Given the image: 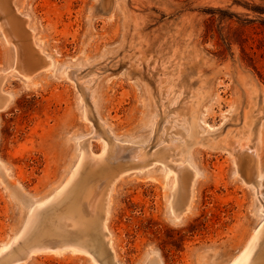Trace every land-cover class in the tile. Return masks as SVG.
<instances>
[{
	"label": "rangeland",
	"instance_id": "obj_1",
	"mask_svg": "<svg viewBox=\"0 0 264 264\" xmlns=\"http://www.w3.org/2000/svg\"><path fill=\"white\" fill-rule=\"evenodd\" d=\"M1 4L0 264H264V0Z\"/></svg>",
	"mask_w": 264,
	"mask_h": 264
},
{
	"label": "bare ground",
	"instance_id": "obj_2",
	"mask_svg": "<svg viewBox=\"0 0 264 264\" xmlns=\"http://www.w3.org/2000/svg\"><path fill=\"white\" fill-rule=\"evenodd\" d=\"M2 1H5V0H2ZM2 1H0L1 3H2ZM0 3V6L2 7V6H4L5 4H1ZM4 9H6V8H4ZM12 33V32H11ZM10 33V34H11ZM32 61V60H31ZM31 70V69H30ZM119 146V145H118ZM116 147V146H115ZM121 147H123V146H121ZM124 148V149H123ZM121 150H123V151H125V148L126 147H123ZM131 148V147H130ZM113 151H114V149H112ZM134 150V152H136L135 151V149H133ZM112 151V152H113ZM132 151V150H131ZM108 152V151H107ZM133 152V153H134ZM252 153H254V152H252ZM131 154V153H130ZM115 155V154H114ZM259 155V154H258ZM103 156V155H102ZM108 156V155H107ZM139 156V155H138ZM150 156V155H149ZM153 156H157V155H153ZM133 157H134V155H133ZM132 157V158H133ZM151 157V156H150ZM260 157V156H259ZM107 158V157H106ZM115 158V157H114ZM137 158V157H136ZM136 158H133V159H136ZM139 158H141V157H139ZM145 158V157H144ZM255 159V158H254ZM90 160V159H89ZM93 159L91 158V162H94V161H92ZM102 160V159H101ZM105 160H107V159H105ZM109 160V159H108ZM107 160V161H108ZM111 160H113V159H111ZM132 160V159H131ZM260 160V159H259ZM100 161H98V163H99ZM102 162V161H101ZM100 162V163H101ZM138 163V162H137ZM144 163V162H143ZM255 163H257V161L255 162ZM259 163V162H258ZM87 164H89V163H87ZM102 164V163H101ZM106 164H107V162H106ZM94 165V164H93ZM177 165V164H176ZM256 165H260V164H256ZM256 165H255V167H256ZM148 166V164H146L145 165V167H147ZM104 167V166H103ZM180 167V166H179ZM97 168V167H96ZM258 168H259V166H258ZM180 169V168H179ZM260 169V168H259ZM178 171V170H177ZM184 171V170H183ZM181 174H183V173H181ZM189 173L187 172V175H188ZM192 174V173H191ZM180 175V174H179ZM181 177H185V176H181ZM187 179V178H186ZM192 179V178H191ZM197 179V178H196ZM182 181V180H181ZM183 181H185L186 182V180H183ZM187 181H188V179H187ZM192 181H193V179L190 181L191 183H192ZM83 182V181H82ZM195 182V181H194ZM81 184V183H80ZM186 184V183H185ZM85 185V184H84ZM184 185V184H183ZM186 186V185H185ZM188 186V185H187ZM84 187H86V186H84ZM190 187V186H189ZM192 187V186H191ZM188 189V188H187ZM189 189H191V188H189ZM189 191V190H188ZM187 191V192H188ZM85 192V191H84ZM86 193V192H85ZM91 194H92V192H90ZM85 195H88L89 196V194H85ZM102 198V197H101ZM101 198L99 199V197H98V199L99 200H101ZM91 199H93V198H91ZM96 198H94V200H95ZM57 200V199H56ZM72 200V199H71ZM74 200V199H73ZM76 200V199H75ZM90 201V200H89ZM96 201H97V199H96ZM76 202H77V200H76ZM93 202V201H92ZM73 205V204H72ZM71 205V206H72ZM99 205V204H98ZM188 207V206H187ZM70 208V207H69ZM73 208H75V206L73 205ZM82 208V207H81ZM187 209V208H186ZM76 210V209H75ZM92 210V209H91ZM95 210H97V208L95 209ZM77 211V210H76ZM92 211H94V210H92ZM99 211V210H98ZM68 213V212H67ZM76 213V212H75ZM65 214V213H64ZM72 214V213H71ZM79 214V213H78ZM66 215V217H67V214H65ZM74 215H76V214H74ZM84 215V214H83ZM69 216V215H68ZM76 216H79V215H76ZM90 216V215H89ZM93 216V215H92ZM64 218V217H63ZM68 219H69V217H67ZM77 218V217H76ZM80 219V218H79ZM83 219H84V217H83ZM95 219V218H94ZM65 220V219H64ZM96 220L97 219H95V220H93V224H91V225H95L96 224ZM82 221H84V220H81V222ZM94 221H95V223H94ZM67 222V221H66ZM69 222V221H68ZM67 222V223H68ZM76 222V221H75ZM81 222H80V224H81ZM86 222H87V220H86ZM85 222V223H86ZM88 223H90V222H88ZM106 225V224H105ZM62 226V225H61ZM89 226V225H88ZM69 227V226H68ZM68 227H66V228H68ZM93 227V226H92ZM63 228V227H62ZM75 228V227H74ZM73 228V229H74ZM72 229V228H71ZM83 229V228H82ZM84 229H86L85 227H84ZM70 230V229H69ZM69 230H66V231H69ZM73 231V230H72ZM79 231V230H78ZM64 232V231H63ZM50 235V234H49ZM52 235V234H51ZM19 239H21V238H19ZM38 240V239H37ZM17 242V241H16ZM36 242V241H35ZM39 242V241H38ZM45 242V241H44ZM16 243H13V244H11V245H9V246H7L6 248H3L1 251H0V256H1V254L2 253H5V252H7L13 245H15ZM35 244V243H34ZM74 244H75V242H74ZM61 245V244H60ZM63 245V244H62ZM66 245V244H65ZM78 245V244H77ZM48 247V246H47ZM61 247V246H60ZM104 247V246H103ZM62 248V247H61ZM63 248H65V247H63ZM72 250L73 252H75V253H77V252H80V250L79 249H77V248H65V249H62V250H56V251H52V252H61V251H65V250ZM80 249H81V247H80ZM35 250V249H34ZM36 251V250H35ZM38 252V251H37ZM43 252V251H42ZM82 252V251H81ZM19 253V252H18ZM32 253V252H31ZM88 254V253H87ZM263 254V253H262ZM29 255H30V253H29ZM10 259V258H9ZM22 261H23V259H22ZM18 262V261H17ZM250 263V262H249ZM252 263V262H251ZM250 263V264H251Z\"/></svg>",
	"mask_w": 264,
	"mask_h": 264
}]
</instances>
